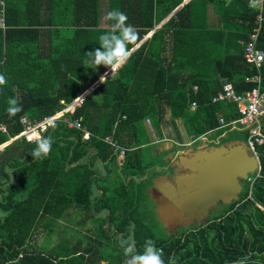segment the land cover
I'll list each match as a JSON object with an SVG mask.
<instances>
[{
	"label": "trees",
	"instance_id": "1",
	"mask_svg": "<svg viewBox=\"0 0 264 264\" xmlns=\"http://www.w3.org/2000/svg\"><path fill=\"white\" fill-rule=\"evenodd\" d=\"M0 1V74L8 81L0 86V147L27 126L62 114L52 123L48 137L53 142L46 157H32L37 144L22 136L0 153L2 176L10 178L6 167L19 175L0 202L6 214L0 218V264H126L125 255L107 262L102 252L112 253L108 245L97 241L83 246L81 237L65 238L48 252L34 249L51 220L68 212L81 215V227L91 225L97 223L94 214L100 209L110 214L126 211L127 218L121 217L117 228L134 225L139 253L145 241L152 240L163 249V264H169L173 253L175 264H237L245 257L244 264H264V145L256 147L260 170L250 195L251 182L245 181L238 200L225 205L224 212L163 239L155 238L136 218L135 206L133 213L129 211L131 205L124 203L120 190L108 197L102 188L98 200L92 197L96 181L88 159L90 149L95 151L93 160L114 158L113 148L103 141L110 136L126 148L121 159L124 168L136 176L148 169L139 157L136 133L137 124L145 119H150L159 139L165 135L164 127L171 125L182 144L185 137L198 139L214 132L218 139L229 130L239 118L235 105L211 99L223 84L230 83L238 94L253 87L245 78L255 70L245 63L243 51L259 27L256 48L264 54V0L261 10L252 8L249 0H190L157 30L184 0ZM113 9L124 12L139 34L136 44L128 45L130 51L154 31L112 76L72 112L66 111L95 82L84 74L85 54L99 48V36L110 31L111 22L104 17ZM209 10L216 23L209 21ZM260 76L264 91V60ZM10 98H16L23 109L11 118L6 112ZM220 117L225 126L220 125ZM75 120L91 135L89 142L82 139L84 131L69 126ZM262 123L264 130V117ZM143 132L145 145L149 140ZM22 149L26 153L18 156ZM100 231L104 236L103 221Z\"/></svg>",
	"mask_w": 264,
	"mask_h": 264
},
{
	"label": "water",
	"instance_id": "2",
	"mask_svg": "<svg viewBox=\"0 0 264 264\" xmlns=\"http://www.w3.org/2000/svg\"><path fill=\"white\" fill-rule=\"evenodd\" d=\"M113 73L110 69L104 79ZM102 81L100 79L96 86ZM85 95L68 108H74ZM144 129L152 141L148 129L145 126ZM52 130L53 126H48L42 137L47 138ZM189 150L187 155L182 152L176 156L171 173L158 177L153 183L152 199L158 222L170 229L206 223L210 211L218 204L229 205L238 200L243 189L241 183L258 169L256 158L246 144L238 141Z\"/></svg>",
	"mask_w": 264,
	"mask_h": 264
},
{
	"label": "crops",
	"instance_id": "3",
	"mask_svg": "<svg viewBox=\"0 0 264 264\" xmlns=\"http://www.w3.org/2000/svg\"><path fill=\"white\" fill-rule=\"evenodd\" d=\"M188 1H190V0H184L183 1V3L180 5V6H178L168 17H166L164 20H162L155 28H154V30H157V29H159L177 10H179L184 4H186ZM0 5H3V2L2 1H0ZM251 5V4H250ZM252 6V5H251ZM252 8H254V9H256L255 7H253L252 6ZM30 12H36V10H33V9H31L30 8ZM1 13V12H0ZM209 21L211 22V23H216V19H215V16L212 14V11L211 10H209ZM154 30H152L147 36H145L144 37V39L135 47V48H133L132 49V51L134 50V49H136L143 41H145L146 39H148L151 35H152V33H153V31ZM131 51V52H132ZM243 57H244V51H243ZM102 68V69H101ZM110 69L109 68H106V67H104L103 65H101V66H98L97 68H95L94 66H92V68H89V65L87 64V63H85V68H84V74H86V75H89V73L90 72H93L92 74L90 73V77L91 78H94L95 79V82L91 85V87H93V86H95V88L97 87L96 86V83L101 79V77H103L108 71H109ZM89 72V73H88ZM115 73V72H114ZM113 73V74H114ZM113 74H111L110 76H112ZM109 76V77H110ZM108 78V77H107ZM227 84H230V83H227ZM223 85H225V84H223ZM90 87V88H91ZM90 88H88L83 94H89L91 91H90ZM94 88V89H95ZM194 89V88H193ZM93 91V90H92ZM221 91V90H220ZM220 91H218V93L220 92ZM218 93H216V95L218 94ZM82 94V95H83ZM85 95V96H86ZM216 95H214V96H216ZM85 96H84V98H85ZM213 96V97H214ZM212 97V98H213ZM83 98V99H84ZM82 99V100H83ZM81 100V101H82ZM80 101V102H81ZM80 102L79 103H77V105H79L80 104ZM211 102H212V99H211ZM196 104V103H195ZM191 106H192V104H191ZM195 109V108H194ZM194 109H192L191 108V110H194ZM68 110H73V108L72 109H70V108H68ZM72 112V111H71ZM145 120H149L150 121V119H145ZM144 120V121H145ZM76 121V120H75ZM79 121V120H78ZM74 122V121H73ZM72 122V123H73ZM144 123V122H143ZM71 124V123H70ZM70 124H69V126H70ZM150 124H151V128H152V131H153V134H154V136L152 137L151 136V138H152V141H149V142H154L153 144H154V148H153V150H154V152H157V153H165L166 154V156H165V159H167V161H169L170 159H172V157H174V153H175V151L177 152L178 150H180L179 148H176V145L177 146H186V148L189 150V148H191V147H193L192 146V144L193 143H195V142H200V144H203V143H206L207 141H205L209 136H211V135H215V133L214 132H210V133H208L206 136H204L203 138H198V139H193V138H188V139H190L189 140V142H187L186 144L184 143V144H182L181 143V141H180V139H178V137L176 136V133L174 134V132H173V130L172 129H170V128H165V130L166 131H168L169 132V135L166 137V135H164L161 139H159V138H157L156 137V134H155V131H154V129H153V127H152V123H151V121H150ZM145 127H146V125H145V123L143 124ZM231 125H232V123H231ZM166 127H168L167 125H166ZM231 127H234L233 125L231 126ZM147 128V127H146ZM145 130V129H144ZM82 131H84V132H87V131H85V130H83L82 129ZM83 132V133H84ZM88 133V132H87ZM165 133V132H164ZM14 139L15 138H12L8 143H6V144H4L3 146H1L0 147V153L1 152H3V150H4V148L5 147H7L8 145H10L13 141H14ZM83 139V138H82ZM149 140V139H148ZM213 140L214 141H216L214 138H213ZM212 140V141H213ZM86 142V141H85ZM115 144L117 145V146H119L116 142H115ZM146 145V144H145ZM147 145H149V143L147 144ZM119 148H121V149H124L125 151H126V148H123L122 146H119ZM194 148V147H193ZM132 149H134V147L132 148ZM176 149V150H175ZM174 150V151H173ZM26 153V151L24 150V149H22L20 152H19V154H18V156H20V155H22V154H25ZM178 154H179V152H177ZM125 154V153H124ZM177 154V155H178ZM176 155V156H177ZM7 155H4V158L6 157ZM95 156V151L94 150H92V149H90V151L88 152V159L90 160V162H92V170H94V179H95V181L97 180V179H99V180H101V184H99L98 186H97V182H95L96 183V185H94V187L92 188V190H93V192H92V197L95 199V200H98L102 195H103V190H102V188L103 189H106L107 191H108V197H111L112 196V194L114 193V194H116V193H118V190H120L119 191V196L123 199V200H125V201H127V202H124V203H128L129 202V204L131 205V209L129 210L131 213H133L135 210L133 209V204H132V199H133V197L135 196L136 198H138L139 199V196L140 197H142L143 199H144V186H142V184H143V181H144V170H143V172L142 173H139L137 176L134 174V172H132L131 170H129V169H126V168H124V166H123V163L121 162V159L123 158V156H119L118 154H115V155H113L114 156V158H111V160H109V161H107V162H101L99 159H95V160H93V159H91V158H93ZM24 159H26V157H24ZM108 163H111V167L109 168L108 166H107V164ZM167 163V162H166ZM169 164H166V166H168ZM99 166V167H98ZM144 166V165H143ZM158 169H160V168H158ZM5 171H6V173H8V174H10V178L9 179H5L3 176H2V174H1V172H0V202L2 201V200H4V198H5V196H6V194H7V188H9V187H11L13 184H15V182L18 180V177H19V175H18V171L16 170V169H10V168H5ZM156 176L158 177V176H160V175H154L153 176V178H149V176H147L148 178V180L146 179V181H149L150 179H155L156 178ZM132 180H135V183H136V187L138 188L137 190H136V194H134V192H133V186H132ZM94 200V201H95ZM131 202V203H130ZM0 213H2V214H5L3 211H1L0 210ZM104 213V215H106L105 213H106V210L104 209H101L99 212H98V214L99 215H101V214H103ZM119 213H120V215H119V217H120V219H121V217H122V219H123V217H125V218H127V213H126V211H124L123 209H120L119 210ZM136 214H138L137 212H136ZM5 215H0V218H3ZM79 222H77V230L80 232V233H78L77 235H76V238L78 239V238H80L81 236H83L82 234H81V229H82V227L78 224ZM143 224V223H142ZM132 228V227H131ZM132 231H133V228H132ZM132 235H133V233H132ZM72 237V236H71ZM67 238H69V237H67ZM100 264H104V262H101Z\"/></svg>",
	"mask_w": 264,
	"mask_h": 264
},
{
	"label": "rangeland",
	"instance_id": "4",
	"mask_svg": "<svg viewBox=\"0 0 264 264\" xmlns=\"http://www.w3.org/2000/svg\"><path fill=\"white\" fill-rule=\"evenodd\" d=\"M90 73L92 74L93 72H90ZM90 73H89V75H90ZM66 110H68V108ZM69 112H71V111H69ZM59 115H56L55 117H58ZM232 125L234 127H231L229 130H225L218 139L213 134V135L209 136L205 140V141H207L206 143L200 144V142H195V143L192 144V146L194 148H196V149L197 148L201 149V148L212 147L213 144L221 145V144H226V143H230V142H233V141H238L240 143H244L245 144V141H246V139H245V131L241 130L235 124H232ZM167 126L168 127L165 126L164 128L172 129L171 125H167ZM143 130H144V125L143 124H137V132L136 133L138 135V140L140 141V143H138V144H140V145L137 146V144H136L135 146H137L139 148L138 149V154H139V157L141 158L142 165H148V169L144 168V175L149 176V178H153L154 175L163 176V175L169 173L171 168L168 169L169 165L166 166V164H167L166 163L167 159H165L166 154L165 153L154 152V150H153V148H154V144L153 143L154 142H149V145H147V144L146 145H142V144H144L146 142L145 138H144ZM164 132H165V135L167 137L169 135V132L166 131L165 129H164ZM145 134H146V132H145ZM213 138L216 141H214ZM189 140L190 139L185 137L184 138V143L186 144L187 142H189ZM182 147H184V146H177L176 145V148L180 149L177 152H179V153L183 152L185 155H187L188 153L191 152L190 150L187 149L188 147L186 149H183V150L181 149ZM177 152L175 151L174 157L178 154ZM107 166L110 168L111 167V163H108ZM158 168H160V169H158ZM96 182H97V186L99 184H101V180H99V179H97ZM131 183H132V186H133V189H134L133 192H134V194H136L137 193L136 190L138 188L136 187L135 180H132ZM150 184H151V180L143 181L142 186H144V189H146V187L149 186ZM241 185H242V188H243L245 186V181H243L241 183ZM135 196L133 197L131 202H132L133 206H135L134 209L138 213L136 218H138V220H140L143 223V225L144 224L146 225V227L149 230V232L155 238L163 239V238H166V237L170 236L169 232H166L163 229L162 225L158 223L156 208H154V206L152 205V200H150V199L147 200L146 197H145V194H144V199L142 197H140V196H139V199H138ZM101 204H102V202L98 203V205H101ZM226 209H227V206H225V205L224 206L223 205L216 206L214 209H212L210 211L209 218H212L214 216H217V215L221 214L220 212H224ZM119 215H120L119 212L113 213L112 214V222L116 221L117 218L119 217ZM80 218H81L80 214L70 215L67 212L66 215L60 217L58 220H51L49 222L50 223L49 224L50 227L48 229V232H45L43 235H42V233H40L42 236H39L40 234L38 235L39 237H37L38 238L37 239V245L34 246V249L39 251V252L40 251L48 252L53 247H55V245L59 241H63V239H65L67 237H71L72 236L71 238L75 239L76 235L78 233H80L77 230V222H78V220ZM101 220H102V218H98L97 221H101ZM69 224H71V227L69 226ZM182 232L183 231H181L179 233L181 234ZM102 255L104 256L103 259L106 260L107 262L115 261L117 259V257H119L120 255H125V257H127L126 260H128L130 258L127 250H125V252H121V253H117V254H113V253H110V252H102ZM112 257H113V259H112ZM109 259H110V261H109ZM101 262H104V261H100V263Z\"/></svg>",
	"mask_w": 264,
	"mask_h": 264
},
{
	"label": "built area",
	"instance_id": "5",
	"mask_svg": "<svg viewBox=\"0 0 264 264\" xmlns=\"http://www.w3.org/2000/svg\"><path fill=\"white\" fill-rule=\"evenodd\" d=\"M249 1L253 7L257 8L258 10H261L262 0ZM257 18L259 22L260 15H258ZM258 33L259 27H256L244 46V61L248 66L255 70V74L246 77L245 82L253 84V87L248 91L238 94L235 92L231 84H225L222 86L221 91L212 98V103H233L236 107L239 118L236 121L232 122V124L237 125L241 130L247 133V139L245 141V144L258 162V169L253 174L254 178L251 179V175L246 180L247 182H251L249 188V195L251 194L252 181L259 176L260 170L259 153L256 147L264 145V130L262 123V118L264 117V91H261L260 76V70L264 60V54L261 50L256 48ZM194 90H196V87H194ZM195 107L196 104L192 103L191 108L194 109ZM61 115L62 114L60 113L58 117H60ZM58 117H52L38 124L27 126L26 130L19 136H16L14 140L22 136L28 143L36 142L39 138H41L42 133L46 131L48 126L52 125L54 120ZM22 122L24 123L25 120H22ZM144 123L150 135L153 137L154 134L151 128L150 121L145 120ZM219 123L221 126H225L224 120L221 117L219 118ZM70 127L75 128L77 130L83 129L80 121L78 120L71 123ZM82 138L84 141L89 142L91 139V135L87 132H84ZM103 141L108 143L113 148L115 154H118L119 156H124L125 150L119 148V146L113 143L110 136L105 137Z\"/></svg>",
	"mask_w": 264,
	"mask_h": 264
},
{
	"label": "clouds",
	"instance_id": "6",
	"mask_svg": "<svg viewBox=\"0 0 264 264\" xmlns=\"http://www.w3.org/2000/svg\"><path fill=\"white\" fill-rule=\"evenodd\" d=\"M104 19L111 22L110 31L99 36V48L85 54L86 63L89 68H92V66L97 68L103 65L111 69L113 73L127 62L131 54L128 45H135L139 39V34L134 26L127 22V15L119 9L109 11ZM102 80H105L104 77H101ZM7 82L6 77L0 74V86L6 85ZM22 110V106L16 98H10L7 101L6 112L9 118L16 116ZM52 142L51 137L39 138L36 141L37 146L31 152V156L36 159L46 157L51 151ZM0 215L6 214L0 213ZM130 227L134 228V225ZM127 252L130 258L126 261V264H163V249L156 248L152 240L145 241L142 254L135 252L134 241L129 244ZM176 259L173 253L169 258V264H175ZM246 259L247 257L241 259L237 264H244Z\"/></svg>",
	"mask_w": 264,
	"mask_h": 264
},
{
	"label": "flooded vegetation",
	"instance_id": "7",
	"mask_svg": "<svg viewBox=\"0 0 264 264\" xmlns=\"http://www.w3.org/2000/svg\"><path fill=\"white\" fill-rule=\"evenodd\" d=\"M175 160H176V156L170 160L168 169L171 168L170 166L173 164V162ZM170 173H171V170H170ZM158 177L156 176V178L153 180L150 179L151 184L149 186H147L146 189H144V194H145L146 199L152 200V205L154 206V208H156V205H155V201L152 199V188H153L154 181ZM147 178L148 177L146 175H144V181H146ZM239 195H238V198H239ZM218 205L220 206L221 204H218ZM98 212L94 214L95 221L97 223H95V224L92 223L91 225L85 224L82 226L81 234L83 236H81V240L83 241V246L88 244V243H94L95 244L97 241H101L102 243H104V245H108L106 248L108 250H111L113 254L125 252V250H127V248L129 247V244H131L134 241L133 235H132V233H133L132 228L130 226H127V225H125L123 228H121V227L117 228L118 227L117 225H119V223H120L119 220H121L120 217H118V219L116 221L112 222V214H110V212L108 210H106V213H105L106 215H104V213L99 215ZM98 218H102V220L97 221ZM208 219H209V216H208L207 220ZM102 221H103V231L105 233L104 236L101 234V231H100V222H102ZM69 226L71 227L70 224H69ZM193 226H196V225H189L187 227H176L174 229H170L167 226L162 225L163 229L166 232H169L170 230H172V232L171 233L169 232V234L173 235V236H178L180 234L179 232L184 231L186 229H189ZM88 229H91L90 233L87 231ZM89 236H91V240L88 239ZM144 237H145V235H144ZM134 250H135V252L139 253L138 247H136L135 242H134ZM142 251H144V250H142ZM116 261H117V259H116Z\"/></svg>",
	"mask_w": 264,
	"mask_h": 264
}]
</instances>
